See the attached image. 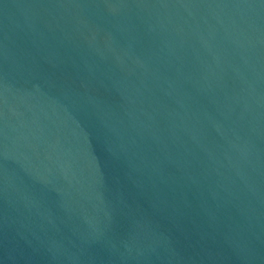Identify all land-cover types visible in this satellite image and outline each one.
<instances>
[{
    "label": "water",
    "instance_id": "95a60500",
    "mask_svg": "<svg viewBox=\"0 0 264 264\" xmlns=\"http://www.w3.org/2000/svg\"><path fill=\"white\" fill-rule=\"evenodd\" d=\"M0 264H264V0H0Z\"/></svg>",
    "mask_w": 264,
    "mask_h": 264
}]
</instances>
